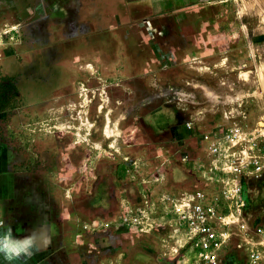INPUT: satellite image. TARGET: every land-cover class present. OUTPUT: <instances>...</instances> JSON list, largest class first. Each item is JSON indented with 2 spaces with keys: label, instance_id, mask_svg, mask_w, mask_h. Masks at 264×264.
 <instances>
[{
  "label": "crops",
  "instance_id": "obj_1",
  "mask_svg": "<svg viewBox=\"0 0 264 264\" xmlns=\"http://www.w3.org/2000/svg\"><path fill=\"white\" fill-rule=\"evenodd\" d=\"M29 1V42L19 67L24 73L27 67L28 81L68 83L56 96L71 102L65 111L77 114L70 124L92 164L82 173L90 180H83L75 201L42 180L46 174L32 170L41 178L32 180V264H192L173 209L183 197H208L219 186L207 164L210 156L195 149L184 123L207 131L224 126V117L210 126L203 121L213 120L209 111L193 115L179 108L156 127L147 120L134 127L118 115L121 107L104 104L101 97L138 95L137 90L149 91L153 80L158 96L216 95L212 83L221 84L230 69L228 36L214 41L211 27H194V36L184 37L176 35L181 29L176 25L148 26L150 17L193 7L197 0ZM246 31H240L242 39L247 34L256 40L262 33ZM150 32L159 39L155 57L149 55ZM150 64L160 66L156 79L149 76ZM56 65L66 66L63 76L48 70ZM136 65L139 71L132 68ZM167 65H189L197 78L171 77ZM191 176L203 179L200 187Z\"/></svg>",
  "mask_w": 264,
  "mask_h": 264
},
{
  "label": "rangeland",
  "instance_id": "obj_2",
  "mask_svg": "<svg viewBox=\"0 0 264 264\" xmlns=\"http://www.w3.org/2000/svg\"><path fill=\"white\" fill-rule=\"evenodd\" d=\"M30 6L29 0H0V83L9 85L8 102L0 111V264L9 261L32 264V180L41 179L32 176V170L46 174L42 180L59 193L67 192V198L75 201L83 180H90L89 176L83 178L82 173L85 170L87 174L92 167L87 151L77 143L76 128L70 124L77 120V114L65 111L71 102H67L66 97L56 96L70 88L68 83L46 79L28 81L27 67L25 73L19 67L29 42L26 23ZM178 10L167 16H152L147 24L150 27L179 26L181 29L176 35L184 37L194 36V27L197 31L211 27L214 41L228 36L230 69L223 73L221 84L217 80L212 83L217 94L158 96L157 81L153 80L149 81V91L137 90L138 95L133 96L101 97V101L104 104L111 101L121 107L123 113L118 115L126 116L134 127H140L142 120L156 127L168 112L180 109L193 115L196 110L209 111L214 115L213 120L203 121L210 126L216 124L214 121L222 122L223 116L224 126H214L207 131L193 121L188 123L190 129L184 123L185 134L192 138L195 149L204 150L210 156L207 164H211L212 175L216 176L215 182L220 188L234 183V175L241 178V160L249 157V144L253 141L264 144V1L197 0L195 6ZM246 29L261 31L260 38L252 40L245 34L242 39L240 31L246 33ZM133 35L139 37V33ZM156 35L149 33L150 57L158 52ZM218 46L215 48L219 49ZM135 50L132 51L135 53ZM64 67L50 66L48 70L60 77L64 75ZM140 67L132 66L138 71ZM167 67L171 71L166 70V74L171 77L197 78L196 71L187 69L191 68L189 65ZM148 68L150 78L156 79L160 66L150 64ZM139 85L137 88H141ZM35 92L39 93L35 95ZM206 136L223 139L218 146L219 154L211 155L207 150L208 142L206 146L201 143ZM242 172V184L249 197L246 222L250 226L264 227V172L259 176L250 168ZM191 180L198 187L203 181L198 176L196 179L191 176ZM235 245L226 264H245V247H237L236 240ZM184 250L191 256L192 264H202L186 243Z\"/></svg>",
  "mask_w": 264,
  "mask_h": 264
},
{
  "label": "built area",
  "instance_id": "obj_3",
  "mask_svg": "<svg viewBox=\"0 0 264 264\" xmlns=\"http://www.w3.org/2000/svg\"><path fill=\"white\" fill-rule=\"evenodd\" d=\"M190 127L186 125L187 129ZM204 139L208 152L219 154L223 139ZM249 145V157L241 160V178L234 175V183L223 184L208 197L200 193L183 197L173 209L186 244L202 264H226L234 253L235 240L237 247L246 249L245 264H264V227L246 222L249 197L242 184V170L250 168L255 176L264 172V144L253 141Z\"/></svg>",
  "mask_w": 264,
  "mask_h": 264
},
{
  "label": "trees",
  "instance_id": "obj_4",
  "mask_svg": "<svg viewBox=\"0 0 264 264\" xmlns=\"http://www.w3.org/2000/svg\"><path fill=\"white\" fill-rule=\"evenodd\" d=\"M8 90H9L8 84L5 85L0 83V111L3 109L4 105L8 102V97L6 96Z\"/></svg>",
  "mask_w": 264,
  "mask_h": 264
}]
</instances>
